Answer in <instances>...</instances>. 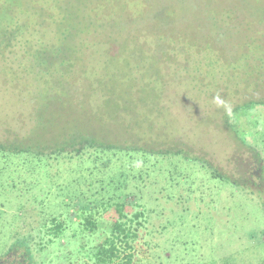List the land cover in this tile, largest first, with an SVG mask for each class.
<instances>
[{
  "label": "rangeland",
  "instance_id": "374dc122",
  "mask_svg": "<svg viewBox=\"0 0 264 264\" xmlns=\"http://www.w3.org/2000/svg\"><path fill=\"white\" fill-rule=\"evenodd\" d=\"M17 27L21 41L6 49L5 30ZM32 104L48 128L74 118L123 138L125 124L162 143L156 149L182 150L226 176L166 160L136 183L139 192L131 188L147 214L149 254L140 264H264V212L255 202L264 203V0H0V139ZM232 119L243 138L225 127ZM32 193L0 199V256L26 234L23 218L49 219L46 206L27 202ZM34 235L46 245L44 231ZM80 241H56L37 258L92 264Z\"/></svg>",
  "mask_w": 264,
  "mask_h": 264
},
{
  "label": "trees",
  "instance_id": "16d2710c",
  "mask_svg": "<svg viewBox=\"0 0 264 264\" xmlns=\"http://www.w3.org/2000/svg\"><path fill=\"white\" fill-rule=\"evenodd\" d=\"M5 33L10 39L5 44L6 49L15 39L21 41L18 27L11 31L6 29ZM30 107L24 117L19 115L16 128L5 127L7 136L0 139V199H5L6 194L21 196L34 190L27 202L30 206L41 207L40 211L46 206L45 214L49 219L41 215L43 222L36 223L30 215L23 218L20 230L26 234L15 235L14 241L0 256V260L4 258L7 262L0 264H44L37 258V253L63 239L81 240L80 246L87 249L85 256L92 264H140V255L148 259L149 254V242L145 240L148 236L145 229L147 214L145 204L131 188H137L139 192L141 187H136V183L144 177H154L159 173L158 165L166 160L176 165L178 159L186 164L196 161L202 169L209 171L210 178L226 177L202 159L187 158L182 150L156 149L157 144L162 143L131 134L125 124H119L125 128H118L126 133L127 137L123 138L110 137V127L103 128L89 121L81 122L80 126L74 118L71 122L52 124L48 128L45 124L48 119L41 115V110L33 104ZM248 109L249 112L251 109ZM232 111L240 110L237 107ZM61 114V120L65 119L69 111ZM246 120L251 128L258 126L257 117L254 121L252 118ZM225 123L235 139L237 132L242 130V122L232 119ZM18 131H24V135H17ZM46 133L49 136L45 137ZM238 138H243L241 133ZM251 143L249 145H253ZM255 153L258 157L262 155L259 151ZM166 172L168 181H175L170 167ZM262 199L255 202L264 212ZM17 203L16 208L20 211L26 207L24 201ZM3 205L0 203V207ZM73 217L77 219L73 221ZM47 222L50 226L46 229ZM67 229H72L70 236L66 235ZM36 230L44 231L48 236L46 245L39 242L40 238L35 239ZM34 243L38 249L32 253L29 244Z\"/></svg>",
  "mask_w": 264,
  "mask_h": 264
},
{
  "label": "clouds",
  "instance_id": "9594fccd",
  "mask_svg": "<svg viewBox=\"0 0 264 264\" xmlns=\"http://www.w3.org/2000/svg\"><path fill=\"white\" fill-rule=\"evenodd\" d=\"M215 102L217 104V106H223L225 108V110L228 112V114H231V107L230 105L226 104L225 101L221 100L219 97L215 98Z\"/></svg>",
  "mask_w": 264,
  "mask_h": 264
},
{
  "label": "flooded vegetation",
  "instance_id": "af4514ba",
  "mask_svg": "<svg viewBox=\"0 0 264 264\" xmlns=\"http://www.w3.org/2000/svg\"><path fill=\"white\" fill-rule=\"evenodd\" d=\"M29 246H30V251H31L32 253H35V249H36V250L38 249V248H36V244H35V243H34L33 245H30V244H29ZM31 246L33 247V249H32ZM10 256H12L11 253H10ZM0 262L3 263V262H7V261H5V260H4V261H3V260H0Z\"/></svg>",
  "mask_w": 264,
  "mask_h": 264
}]
</instances>
